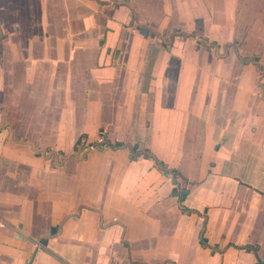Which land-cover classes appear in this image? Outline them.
<instances>
[{
  "label": "crops",
  "instance_id": "obj_1",
  "mask_svg": "<svg viewBox=\"0 0 264 264\" xmlns=\"http://www.w3.org/2000/svg\"><path fill=\"white\" fill-rule=\"evenodd\" d=\"M0 264H264V0H0Z\"/></svg>",
  "mask_w": 264,
  "mask_h": 264
},
{
  "label": "trees",
  "instance_id": "obj_2",
  "mask_svg": "<svg viewBox=\"0 0 264 264\" xmlns=\"http://www.w3.org/2000/svg\"><path fill=\"white\" fill-rule=\"evenodd\" d=\"M116 146H122L123 144L122 143H117V144H115ZM150 155H152V154H150ZM153 156V155H152ZM160 163V162H159ZM161 164V163H160ZM161 166H163V164H161ZM175 190V192H177L176 191V188L174 189ZM180 200H182V196H180ZM183 209H185L186 211H190L189 209H187L186 207H184L183 206Z\"/></svg>",
  "mask_w": 264,
  "mask_h": 264
},
{
  "label": "water",
  "instance_id": "obj_3",
  "mask_svg": "<svg viewBox=\"0 0 264 264\" xmlns=\"http://www.w3.org/2000/svg\"><path fill=\"white\" fill-rule=\"evenodd\" d=\"M139 30L141 31V33H144V34H148V30L145 28V27H140ZM99 148H101V146H99Z\"/></svg>",
  "mask_w": 264,
  "mask_h": 264
}]
</instances>
